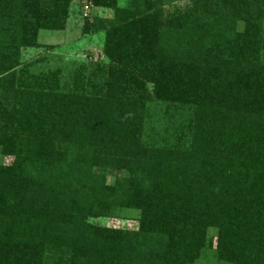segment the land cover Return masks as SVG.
<instances>
[{"label": "trees", "instance_id": "16d2710c", "mask_svg": "<svg viewBox=\"0 0 264 264\" xmlns=\"http://www.w3.org/2000/svg\"><path fill=\"white\" fill-rule=\"evenodd\" d=\"M73 1L0 0V264H264V0H79L109 62L32 72Z\"/></svg>", "mask_w": 264, "mask_h": 264}, {"label": "rangeland", "instance_id": "374dc122", "mask_svg": "<svg viewBox=\"0 0 264 264\" xmlns=\"http://www.w3.org/2000/svg\"><path fill=\"white\" fill-rule=\"evenodd\" d=\"M128 0H120L121 5L127 4ZM187 0L176 1L165 6L166 12H174L183 7ZM85 8L83 2L76 0L70 4L67 24L64 29L50 30L41 29L38 41L41 46L36 48H26L23 50L22 61L32 63L39 59L38 64L30 68L32 72L48 71L58 67L62 70V75L72 73L75 66L81 62H109L108 56L104 53L105 43L104 31L95 32L92 29V22L95 16L103 18H113L114 10L105 7H91L93 3ZM10 161V159H5ZM109 183H115L119 173H106ZM139 210L135 208H125L119 210L114 216H102L90 218L91 222L121 228L125 230H137L139 228ZM208 238L212 239L213 247L217 245V229L210 227ZM214 252L208 250L205 257L200 258L197 264H222Z\"/></svg>", "mask_w": 264, "mask_h": 264}, {"label": "built area", "instance_id": "2783aa9c", "mask_svg": "<svg viewBox=\"0 0 264 264\" xmlns=\"http://www.w3.org/2000/svg\"><path fill=\"white\" fill-rule=\"evenodd\" d=\"M86 7L89 8V4H88V3L85 5V8H86Z\"/></svg>", "mask_w": 264, "mask_h": 264}]
</instances>
